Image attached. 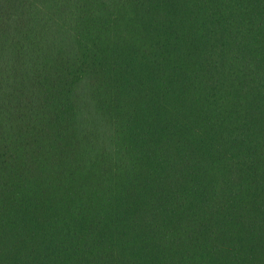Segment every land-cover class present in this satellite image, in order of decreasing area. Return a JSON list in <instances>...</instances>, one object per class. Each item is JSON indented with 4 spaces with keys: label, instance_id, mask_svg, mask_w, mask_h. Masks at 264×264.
<instances>
[{
    "label": "trees",
    "instance_id": "trees-1",
    "mask_svg": "<svg viewBox=\"0 0 264 264\" xmlns=\"http://www.w3.org/2000/svg\"><path fill=\"white\" fill-rule=\"evenodd\" d=\"M0 264H264V0H0Z\"/></svg>",
    "mask_w": 264,
    "mask_h": 264
}]
</instances>
